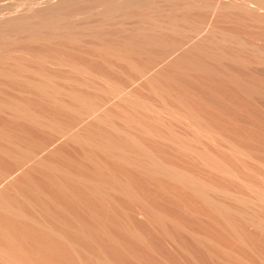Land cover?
<instances>
[{
    "label": "rangeland",
    "instance_id": "1",
    "mask_svg": "<svg viewBox=\"0 0 264 264\" xmlns=\"http://www.w3.org/2000/svg\"><path fill=\"white\" fill-rule=\"evenodd\" d=\"M116 1L0 0V205L5 203V207L0 206V249L15 259L20 256L27 264H242L237 257L240 254L255 264H264L259 257L264 254L263 231L237 218L236 227L248 240L244 245L231 227L192 192L173 181L148 177L135 166L107 155L95 145L86 144V139L142 142L141 145L152 149L158 158L193 175L197 173L195 176L208 184L251 196L242 180L222 174L220 170L217 172L212 166L209 168V164L199 158V152L217 153L213 144L201 139L203 141L193 143L192 148L182 145L181 148L176 142L178 147L170 139L171 132L189 133L190 130L177 121H159V124L152 113L137 108L132 101L112 97L111 86L125 87L143 101L160 103L159 91L171 103H178V97L184 103L193 104L223 135L237 140L238 145L264 160V9H252V4L249 9L242 8L239 0L235 4L236 0H136L143 3L140 10L133 7L129 9L132 12L128 10L131 14L117 13V18H112L117 20L115 22L103 20L102 14ZM172 27L177 29L174 31ZM200 29L203 31L196 34ZM122 52L128 59L132 54L130 60L120 59L117 54ZM245 59L248 61L244 62ZM141 69L149 72V81L141 76ZM95 106L103 119L96 115L99 111ZM91 111L96 113L90 116ZM65 128L82 136L85 143L73 142L55 131ZM223 156L235 162L229 154ZM111 173H117L123 180L129 179L139 194L134 198L109 187L102 190L104 193L97 190L95 183H108ZM218 196L215 197L236 204L229 196ZM154 209L170 218L164 220ZM131 229H140L142 239L134 236ZM198 235L201 236L198 238ZM0 263L6 264V259L0 258Z\"/></svg>",
    "mask_w": 264,
    "mask_h": 264
},
{
    "label": "bare ground",
    "instance_id": "2",
    "mask_svg": "<svg viewBox=\"0 0 264 264\" xmlns=\"http://www.w3.org/2000/svg\"><path fill=\"white\" fill-rule=\"evenodd\" d=\"M110 1V0H109ZM116 1V0H115ZM137 1H139V0H137ZM154 1V0H153ZM156 1V0H155ZM158 1V0H157ZM225 1V0H224ZM237 1L238 0H236V2H234V4L235 3H237ZM240 2H239V5L240 6H242V8L243 7H248V9L251 7V4H252V9H264V0H239ZM146 2V1H145ZM202 2V1H201ZM215 2V1H214ZM230 2V1H229ZM110 3V2H109ZM153 3V2H152ZM152 3H149V4H152ZM156 3V2H155ZM180 3V2H179ZM227 3V2H226ZM231 3H233V2H231ZM67 4V3H66ZM83 4V3H82ZM100 4V3H99ZM210 4V3H209ZM253 4H254V6H253ZM109 5V4H108ZM142 5H143V3H142ZM141 4H140V2H136V0H135V2L134 1H132V0H122V1H116V3L114 2V4H112V7H108V8H110V9H108V10H104L105 12L102 14L101 12V14H102V17H103V20H110V19H112V18H114V17H116L115 16V14L117 15V13H121V14H127V13H129L128 12V10L130 9V8H137V9H139L140 10V8H142V7H140V6H142ZM144 5H146V4H144ZM153 5V4H152ZM154 6V5H153ZM180 6V5H179ZM219 6H220V3H219ZM223 6V5H222ZM140 7V8H139ZM152 7V6H151ZM156 7H157V5H156ZM212 7V6H211ZM232 7V6H231ZM64 8V7H63ZM215 9L216 8H218V6L216 5L215 7H214ZM238 8H239V6H238ZM69 9V8H68ZM184 9H185V7H184ZM246 8H244V10H245ZM134 10V9H133ZM142 10H144V7H143V9ZM164 10V9H163ZM169 10V9H168ZM226 10V9H225ZM243 10V9H242ZM247 10V9H246ZM54 11V10H53ZM65 11V10H64ZM97 11V10H96ZM102 11V10H101ZM130 11V10H129ZM151 11V10H150ZM161 11V10H160ZM210 11V10H209ZM252 11V10H251ZM256 11V10H255ZM130 12H132V11H130ZM148 12H149V9H148ZM201 12V11H200ZM247 12V11H246ZM5 13V12H4ZM118 14V15H119ZM129 14H131V13H129ZM252 14V13H251ZM7 15V14H6ZM134 15V14H133ZM155 15V14H154ZM163 15H164V13H163ZM127 16V15H126ZM150 16V15H149ZM187 16V15H186ZM29 17H31V16H29ZM92 17V16H91ZM101 17V16H100ZM122 17V16H121ZM139 17V16H138ZM151 17V16H150ZM74 18V17H73ZM117 18V17H116ZM122 18H124V17H122ZM143 18H145V16L143 17ZM142 18V19H143ZM177 18V17H176ZM237 18V17H236ZM40 19V18H39ZM46 19V18H45ZM58 19V18H57ZM181 19V18H180ZM221 19V18H220ZM262 19H264V18H262ZM34 20V19H33ZM71 20H73V19H71ZM113 21H114V19H112ZM119 20V19H118ZM121 20V19H120ZM136 20V19H135ZM135 20H133V21H135ZM238 20V19H237ZM29 21H30V19H29ZM38 21V20H37ZM51 21V20H50ZM59 21V20H58ZM66 21V20H65ZM90 21V20H89ZM94 21V20H93ZM115 21H117V20H115ZM114 21V22H115ZM125 21V20H124ZM178 21V20H177ZM183 21V20H182ZM181 21V22H182ZM9 22H11V21H9ZM83 22V21H82ZM106 22V21H105ZM249 22V21H248ZM41 23V22H40ZM48 23V22H47ZM50 23V22H49ZM79 23H81V22H79ZM97 23V22H96ZM141 23V22H140ZM164 23V22H163ZM171 23V22H170ZM172 23H173V21H172ZM174 23H176V21L174 22ZM11 24V23H10ZM30 24V23H29ZM34 24V23H33ZM76 24V23H75ZM103 24V23H102ZM107 24V23H106ZM144 24H145V22H144ZM162 24V23H161ZM168 24V23H167ZM13 25V24H12ZM25 25V24H24ZM40 25V24H39ZM58 25V24H57ZM89 25V24H88ZM91 25V24H90ZM95 25V24H94ZM122 25V24H121ZM130 25H132V24H130ZM137 25V24H136ZM158 25H159V23H158ZM164 25H166V24H164ZM179 25V24H178ZM192 25V24H191ZM221 25V24H220ZM33 26V25H32ZM103 26V25H102ZM107 26V25H106ZM135 26V25H134ZM140 26V25H139ZM147 26V25H146ZM151 26V25H150ZM150 26H148V27H150ZM157 26V25H156ZM162 25H160V27H161ZM169 26V25H168ZM193 26V25H192ZM210 26V25H209ZM69 27V26H68ZM80 27V26H79ZM87 27V26H86ZM92 27V26H91ZM131 27V26H130ZM141 27V26H140ZM163 27V26H162ZM161 27V28H162ZM194 27V26H193ZM202 27V26H201ZM215 27V26H214ZM38 28V27H37ZM49 28V27H48ZM59 28V27H58ZM63 28H64V26H63ZM83 28V27H82ZM106 28V27H105ZM115 28V27H114ZM120 28V27H119ZM157 28V27H156ZM166 28V27H165ZM179 28V27H178ZM189 28V27H188ZM2 29V28H1ZM0 29V30H1ZM66 29V28H65ZM69 29V28H68ZM112 29V28H111ZM117 29V28H116ZM127 29V28H126ZM131 29V28H130ZM137 29V28H136ZM145 29H147V28H145ZM155 29V28H154ZM154 29H152V30H154ZM164 29V28H163ZM172 29H173V27H172ZM175 29H177V28H175ZM175 29H173L174 31H175ZM220 29V28H219ZM29 30V29H28ZM53 30H55V29H53ZM73 30V29H72ZM97 30H98V28H97ZM101 30V29H100ZM128 30V29H127ZM133 30V29H132ZM159 30V29H158ZM169 30H170V28H169ZM186 30V29H185ZM193 29H191V31H192ZM94 31V30H93ZM116 31V30H115ZM139 31H141V30H139ZM145 31H147V30H145ZM156 31V30H155ZM172 31V30H171ZM178 31V30H177ZM203 31V29H200V31H196V34H198L199 35V33H201ZM206 31V30H205ZM208 31V30H207ZM241 31V30H240ZM43 32V31H42ZM70 32H71V30H70ZM78 32V31H77ZM95 32V31H94ZM98 32V31H97ZM101 32V31H100ZM112 32V31H111ZM138 32V31H137ZM144 31H142V33H143ZM157 32V31H156ZM165 32V31H164ZM190 32V31H189ZM193 32V31H192ZM195 32V31H194ZM193 32V33H194ZM93 33V32H92ZM103 33H105L104 31H103ZM122 33V32H121ZM149 33H150V30H149ZM151 33H152V31H151ZM150 33V34H151ZM174 33V32H173ZM180 33V32H179ZM178 33V34H179ZM96 34V33H95ZM161 34V33H160ZM159 34V35H160ZM164 34V33H163ZM177 34V33H176ZM181 34V33H180ZM184 35H185V33H183ZM189 34V33H188ZM192 34V33H191ZM9 35V34H8ZM27 35V34H26ZM36 35V34H35ZM99 35V34H98ZM107 35V34H106ZM110 35V34H109ZM140 35V34H139ZM138 35V36H139ZM146 35V34H145ZM144 35V36H145ZM202 35V34H201ZM226 35V34H225ZM4 36V35H3ZM73 36V35H72ZM75 36V35H74ZM73 36V37H74ZM80 36V35H79ZM83 36V35H82ZM117 36V35H116ZM123 36H124V34H123ZM123 36H122V38H123ZM136 36V35H135ZM148 36V35H147ZM150 36V35H149ZM157 36V35H156ZM176 36H178V35H176ZM183 36V35H182ZM191 36V35H190ZM229 36V35H228ZM228 36H227V38H228ZM9 37V36H8ZM15 37V36H14ZM56 37V36H55ZM69 37V36H68ZM73 37H72V39H73ZM78 36H76V38H77ZM93 37H94V34H93ZM97 37H99V36H97ZM118 37V36H117ZM160 37V36H159ZM179 37V36H178ZM75 38V39H76ZM82 38V37H81ZM147 38V37H146ZM150 38V37H149ZM160 38H162V37H160ZM173 38V37H172ZM171 38V39H172ZM182 38V37H181ZM184 38V37H183ZM187 38V37H186ZM192 38H193V36H192ZM258 38V37H257ZM128 39V38H127ZM126 39V40H127ZM153 39H154V37H153ZM155 39H156V37H155ZM154 39V40H155ZM170 39V40H171ZM179 39V38H178ZM7 40V39H6ZM15 40V39H14ZM78 40V39H77ZM115 40V39H114ZM122 40V39H121ZM130 40V39H129ZM144 40H145V38H144ZM148 40V39H147ZM162 40V39H161ZM188 40V39H187ZM190 40H192V39H190ZM189 40V41H190ZM197 40V39H196ZM219 40V39H218ZM12 41V40H11ZM22 41V40H21ZM72 41V40H71ZM82 41V40H81ZM99 41V40H98ZM104 41V40H103ZM109 41V40H108ZM137 41V40H136ZM150 41H151V39H150ZM166 41V40H165ZM175 41V40H174ZM234 41V40H233ZM232 41V42H233ZM31 42V41H30ZM35 42V41H34ZM80 42V41H79ZM149 42V41H148ZM154 42V41H153ZM204 42V41H203ZM230 42H231V40H230ZM241 42V41H240ZM6 43V42H5ZM29 43V42H28ZM117 43V42H116ZM125 43V42H124ZM132 43V42H131ZM137 43V42H136ZM177 43V42H176ZM179 43V42H178ZM186 43V42H185ZM189 43V42H188ZM212 43H214V42H212ZM224 43V42H223ZM259 43V42H258ZM156 44V43H155ZM158 44V43H157ZM173 44V43H172ZM184 44V43H183ZM191 44V43H190ZM216 44V43H215ZM97 45V44H96ZM133 45V44H132ZM187 45V44H186ZM194 45H196V44H194ZM243 45V44H242ZM247 45V44H246ZM104 46V45H103ZM145 46V45H144ZM156 46H158V45H156ZM183 46V45H182ZM182 46H181V48H182ZM185 46V45H184ZM92 47V46H91ZM99 47V46H98ZM111 47V46H110ZM126 47V46H125ZM134 47V46H133ZM148 47H149V45H148ZM162 47H164V45L162 46ZM175 46H173V48H174ZM178 47V46H177ZM180 47V46H179ZM198 47V46H197ZM241 47V46H240ZM244 47V46H243ZM4 48V47H3ZM104 48V47H103ZM114 48H115V46H114ZM191 48V47H190ZM199 48V47H198ZM203 48V47H202ZM102 49V48H101ZM111 49V48H110ZM118 49V48H117ZM117 49H114L115 51L114 52H116L117 53ZM121 49V48H120ZM119 49V50H120ZM125 49V48H124ZM128 49H130V48H128ZM165 49V48H164ZM168 49V48H167ZM171 49V48H170ZM185 49H186V47H185ZM196 49V48H195ZM257 49V48H256ZM100 50V49H99ZM104 50H105V48H104ZM155 50V49H154ZM174 50V49H173ZM101 51V50H100ZM106 51V50H105ZM121 51V50H120ZM123 51V50H122ZM169 51V50H168ZM181 51V50H180ZM102 52H104V51H102ZM109 52H111V51H109ZM108 52V53H109ZM134 52V51H133ZM155 52V51H154ZM167 52V51H166ZM184 52V51H183ZM259 52V51H258ZM101 53V52H100ZM124 52H122V53H118L117 55H118V57L120 58V59H123V60H130V58H131V55L132 54H130V58L128 59V55H125V54H123ZM174 53V52H173ZM176 53V52H175ZM254 53H256V52H254ZM263 53V52H262ZM36 54V53H35ZM48 54V53H47ZM50 54V53H49ZM107 54V53H106ZM134 55H135V53H133ZM170 54V53H169ZM3 55V54H2ZM14 55V54H13ZM18 55V54H17ZM109 55V54H108ZM111 55V54H110ZM165 55V54H164ZM225 55V54H224ZM255 55H257V53L255 54ZM254 55V56H255ZM48 56V55H47ZM168 56V55H167ZM203 56V55H202ZM232 56V55H231ZM258 56H259V53H258ZM12 57V56H11ZM27 57V56H26ZM50 57V56H49ZM108 57V56H107ZM221 57V56H220ZM237 57V56H236ZM240 57V56H239ZM259 57H261V56H259ZM10 58V57H9ZM35 58H36V56H35ZM64 58V57H63ZM104 58H106V57H104ZM112 58H113V55H112ZM115 58H117V57H115ZM140 58V57H139ZM148 58H150V57H148ZM156 58V57H155ZM169 58V57H168ZM194 58V57H193ZM201 58V57H200ZM231 58V57H230ZM244 58V57H243ZM257 58V57H256ZM263 58V57H262ZM32 59V58H31ZM42 59V58H41ZM46 59V58H45ZM58 59V58H57ZM182 59V58H181ZM235 59V58H234ZM261 59V58H260ZM36 60V59H35ZM46 60H49V59H46ZM45 60V61H46ZM119 60V59H118ZM122 60V61H123ZM132 60H133V57H132ZM154 60H156V59H154ZM165 60V59H164ZM179 60V59H178ZM239 60V59H238ZM247 59H245L244 60V62L246 61ZM263 61H264V59H262ZM20 61V60H19ZM57 61V60H56ZM55 61V62H56ZM151 61V60H150ZM236 61V60H235ZM234 61V62H235ZM248 61V60H247ZM251 61V60H250ZM18 62V61H17ZM51 62V61H50ZM65 62H67V61H65ZM128 62V61H127ZM135 62V61H134ZM200 62V61H199ZM238 62V61H237ZM252 62V61H251ZM250 62V63H251ZM58 64L60 63L59 61L57 62ZM122 63V62H121ZM129 63H131V62H129ZM133 63V62H132ZM151 63V62H150ZM166 63V62H165ZM165 63H163V65L165 64ZM168 63V62H167ZM224 63V62H223ZM239 63V62H238ZM253 63V62H252ZM43 64V63H42ZM48 64V63H47ZM57 64V65H58ZM68 64H70V61H69V63ZM68 64L66 63V65L65 66H68ZM114 64V63H113ZM123 64V63H122ZM128 64V63H127ZM243 64V63H242ZM60 65H62V63H60ZM73 66H75L74 65V63L72 64ZM72 65H71V67H72ZM137 64H135L134 66H136ZM152 65V64H151ZM159 65V64H158ZM77 66H79V64L77 65ZM82 66V65H81ZM80 66V67H81ZM93 66V65H92ZM129 66H131V65H129ZM207 66V65H206ZM245 66V65H244ZM70 67V66H69ZM79 67V68H80ZM133 67V66H132ZM137 67H138V65H137ZM83 69H84V67H82ZM142 68V67H141ZM160 68V67H159ZM164 68V67H163ZM215 68V67H214ZM75 69H76V66H75ZM82 69V70H83ZM87 69V68H86ZM89 69V68H88ZM87 69V70H88ZM154 69V68H153ZM31 70V69H30ZM136 70H137V68H136ZM192 70V69H191ZM197 70H199V69H197ZM206 70V69H205ZM35 71V70H34ZM72 71V70H71ZM77 71V70H76ZM79 71H81L80 69H78V72ZM84 71H86V70H84ZM155 71V70H154ZM225 71V70H224ZM10 72V71H9ZM73 72V71H72ZM89 72V71H88ZM92 72V71H91ZM139 72V71H138ZM201 72V71H200ZM246 72V71H245ZM2 73V72H1ZM35 73H37V72H35ZM34 73V74H35ZM153 73V72H152ZM159 73V72H158ZM174 73V72H173ZM238 73V72H237ZM40 74V73H39ZM87 74V73H86ZM140 74H141V76L142 77H145V78H149L148 76H149V72H147L146 70H140ZM21 75V74H20ZM91 75V74H90ZM97 75V74H96ZM218 75V74H217ZM11 76V75H10ZM12 76H13V74H12ZM23 76V75H22ZM37 76V75H36ZM250 76V75H249ZM260 76V75H259ZM42 77H44V76H42ZM93 77H94V75H93ZM152 77V76H151ZM98 78H99V76H98ZM105 78V77H104ZM155 78V77H154ZM161 78V77H160ZM101 79V78H100ZM108 79V78H107ZM106 78H105V80H107ZM157 79V78H156ZM169 79V78H168ZM239 79V78H238ZM24 80V79H23ZM48 80V79H47ZM50 80V79H49ZM52 80V79H51ZM89 80V79H88ZM105 80H103V81H105ZM152 80V79H151ZM163 80V79H162ZM177 80V79H176ZM236 80V79H235ZM252 80H254V79H252ZM262 80V79H261ZM34 81H37V80H34ZM72 81V80H71ZM109 81V80H108ZM113 81V80H112ZM148 81H149V79H148ZM164 81V80H163ZM171 81H173V80H171ZM238 81V80H237ZM38 82V81H37ZM73 82V81H72ZM89 82V81H88ZM245 82V81H244ZM253 82V81H252ZM28 83H30V82H28ZM43 83V82H42ZM105 83H106V81H105ZM111 83V82H110ZM114 83V82H113ZM150 83H152V82H150ZM162 83V82H161ZM170 83V82H169ZM260 83V82H259ZM40 84V83H39ZM108 84V83H107ZM115 84V83H114ZM159 84V83H158ZM165 84V83H164ZM245 84H247V83H245ZM253 84V83H252ZM57 85V84H56ZM97 85V84H96ZM255 85V84H254ZM38 86V85H37ZM39 86H43V85H39ZM48 86V85H47ZM50 86V85H49ZM111 86V85H110ZM161 86V85H160ZM238 86V85H237ZM243 86V85H242ZM60 87V86H59ZM245 87H247V86H245ZM254 87V86H253ZM39 88V87H38ZM41 88V87H40ZM42 88H45L44 86L42 87ZM111 88H112V91H111V95H112V97H117L116 99H118V98H120V99H122L121 101H124V100H126V101H132V102H129V103H132L133 105H137V108H138V106L139 107H141L143 110H145V111H147V112H150V113H152L154 116H155V119H156V121L158 120V122L159 121H163V122H167V121H177L178 123H180V124H182V125H184V127L187 129V130H190V132H191V134H189L188 132H184V133H173V132H171V134H170V139L171 140H173L175 143L177 142V143H179L180 144V146L182 145V146H185V147H193V143H198V142H202L201 141V139H205V140H207L208 142H210L211 144H213L216 148H217V153H215V152H212V151H209V150H207L206 152H199L198 153V156H199V158H201L204 162H206V163H208L209 165H208V167L209 166H212L213 168H215L216 170H217V172H219L218 170H220L221 172H222V174L224 173V174H228V175H231L232 176V178H233V176H234V178L235 177H237L238 178V180H242L243 181V184L244 185H246L248 188H249V190H250V192L252 193V195L251 196H248V195H243V194H239V193H236V192H232V191H228V189H227V191L226 190H223V189H221V188H218V187H216L215 185H211V184H208V183H206V182H204L203 180H201V179H199L198 177H196L195 175L197 174H195V175H193L194 173H189V172H187V171H185L184 169H181V168H179V167H176L175 165H172V164H169V163H167V162H165V161H163V159H160V158H158L156 155H154L153 154V151L151 152V150L149 149H147V148H145L144 146H143V144L141 145V143L139 142V143H137V141L136 142H133V144L132 143H118L119 141H117V143H112V142H103V141H101V142H97V141H92V140H88V139H86L85 141H86V144H88V143H90L91 144V146L90 147H92V145H95V147H98V148H100L101 150H103L104 151V153L106 152V154L108 153L110 156H112L113 158H115V159H118V160H121V161H124L125 163L127 162V163H129V164H131L132 166H135L136 168H138V169H140V171L139 172H143V173H145L146 175H148V177H150V176H152V177H157L156 179H158V178H163V179H167V180H170V181H173V182H175L176 184H178V185H180V186H182L183 188H185V189H187L188 191H190V192H192L194 195H196L197 196V198H200V199H202V201L205 203V204H207L210 208H211V210L212 211H214V213H216V215L218 216V217H220L221 219H223L226 223H227V225L229 226V227H231V229L233 230V232H234V234L236 235V237H238V239L241 241V243H243L244 245H247V243H248V240H247V238L246 237H244V235L240 232V230L236 227V224L238 223L237 221H236V219L237 218H241L242 220H244L248 225H251V226H254L255 228H257L258 230L260 229V231H263L264 232V171H262V170H264V160H260V159H258V158H256L255 156H253L252 155V153H251V151L249 150V149H247V148H245V147H242L241 145H238L236 142H237V140H235V141H233V138L230 140V138H228V137H226L225 135H223L220 131H219V129L220 128H216L213 124H211L210 122H208L206 119H205V117H203L202 115H201V113L198 111V110H196L195 109V107H193L194 105L192 104H187V103H184V101L182 102V101H180L179 100V98L177 97V101H178V103L176 104H174V103H171V102H169L167 99L168 98H166L165 96H163L164 94H161L158 90V93L160 94H157V95H159L160 96V98H161V102L160 101H158V102H160V103H154V102H152L151 100V102H149L148 100H145L144 99V101L143 100H140V98H138V96L136 97V96H133L130 92H129V90H127V88H123V87H112L111 86ZM154 88V87H153ZM248 88V87H247ZM250 88H252V85L250 86ZM184 89V88H183ZM255 89V88H254ZM41 90H43V89H41ZM47 90V89H46ZM62 90V89H61ZM105 90V89H104ZM165 92H166V90L165 89H163ZM170 89H168V92H170L169 91ZM257 90V89H256ZM60 91V90H59ZM131 91V90H130ZM154 91V90H153ZM161 91V90H160ZM244 91V90H243ZM255 91V90H254ZM45 92H47V91H45ZM55 92V91H54ZM72 92V91H71ZM168 92H166V93H168ZM175 92V91H174ZM173 92V93H174ZM256 92V91H255ZM260 92V91H259ZM67 93V92H66ZM155 93H156V90H155ZM178 93V92H177ZM252 93V92H251ZM44 94V93H43ZM107 94V93H106ZM109 94H110V91H109ZM171 94V93H170ZM260 94V93H259ZM262 94V93H261ZM48 95V94H47ZM53 95V94H52ZM251 95V94H250ZM45 96V95H44ZM75 96H76V94H75ZM90 96V95H89ZM172 96V95H171ZM42 97V96H41ZM73 97V96H72ZM77 97V96H76ZM75 97V98H76ZM170 97V96H169ZM174 97V96H173ZM53 98V97H52ZM57 98V97H56ZM71 98V97H70ZM87 98V97H86ZM143 98V97H142ZM83 99V98H82ZM95 99V98H94ZM172 99H174V98H172ZM183 99V98H182ZM59 100V99H58ZM78 100H80V96H79V98H78ZM57 101V100H56ZM82 101H84L85 102V100H82ZM87 101V100H86ZM171 101V100H170ZM4 103H5V101H3ZM15 102V101H14ZM64 102V101H63ZM88 102H89V100H88ZM93 102V101H92ZM62 103V102H61ZM79 103H82L81 101H79ZM90 103V102H89ZM6 104V103H5ZM14 104V103H13ZM17 104V103H16ZM58 104V103H57ZM66 104V103H65ZM132 104H131V106H132ZM3 105V104H2ZM61 105V104H60ZM63 105V104H62ZM97 105H99V104H97ZM127 105H128V103H127ZM211 105V104H210ZM11 106H12V104H11ZM18 106V105H17ZM87 106V105H86ZM92 106V105H91ZM94 106V105H93ZM122 106V105H121ZM196 106V105H195ZM216 106V105H215ZM10 107V106H9ZM67 107V106H66ZM72 107V106H71ZM85 107V106H84ZM90 107V106H89ZM100 107V106H99ZM0 108H1V106H0ZM14 108V107H13ZM17 108V107H16ZM15 108V109H16ZM73 108V107H72ZM92 108V107H91ZM101 108V107H100ZM135 108V107H134ZM197 108H198V106H197ZM18 109L20 110V107H18ZM31 109V108H30ZM74 109V108H73ZM95 109H96V106H95ZM94 109V110H95ZM136 109V108H135ZM140 109V108H139ZM264 109V108H263ZM6 110V109H5ZM13 110V109H12ZM11 110V111H12ZM22 110V109H21ZM93 110V109H92ZM97 111H99L98 109H96ZM95 110V111H96ZM103 110V109H102ZM134 110V109H133ZM138 110V109H137ZM136 110V111H137ZM71 111V110H70ZM86 111V110H85ZM89 111V110H88ZM95 111H91L89 114H90V116L91 115H93L94 113H96ZM201 111H203V110H201ZM16 112V111H15ZM22 112H24V111H22ZM25 112H26V110H25ZM24 112V113H25ZM28 112H29V110H28ZM27 112V113H28ZM77 112V111H76ZM79 112H81V111H79ZM103 112V111H102ZM139 112V111H138ZM204 112V111H203ZM11 113V112H10ZM19 114L21 113V112H18ZM23 113V114H24ZM84 113V112H83ZM100 113V111L98 112V113H96V115H98ZM111 113V112H110ZM136 113V112H135ZM142 112H140V113H138V114H141ZM145 113V112H144ZM206 113V112H205ZM39 115H40V112L38 113ZM101 114V113H100ZM12 115V114H11ZM32 115V114H31ZM34 115V114H33ZM36 115V114H35ZM84 115H85V113H84ZM88 114H86V117H89V116H87ZM102 115V114H101ZM101 115H100V117H101ZM137 115V114H136ZM149 115V114H148ZM27 116V115H26ZM37 116V115H36ZM81 116H82V114H81ZM121 116V115H120ZM120 116H118V117H120ZM125 116V115H124ZM129 116V115H128ZM141 116V115H140ZM27 117H29V116H27ZM34 117L35 116H33V118L32 119H34ZM38 117V116H37ZM36 117V118H37ZM96 117V116H95ZM100 117H99V115H98V118L100 119ZM103 117V116H102ZM101 117V118H102ZM110 117V116H109ZM135 117V116H134ZM142 117H143V115H142ZM146 117V116H145ZM21 118H23V116L22 117H20V119ZM24 118L26 119V117L24 116ZM31 118V117H30ZM90 118H92V117H90ZM98 118H96V119H98ZM104 118V117H103ZM102 118V119H103ZM124 118V117H123ZM152 118V117H151ZM231 118V117H230ZM45 119V118H44ZM84 119H86V118H84ZM130 119V118H129ZM146 119H148L147 117H146ZM222 119V118H221ZM18 120V119H17ZM35 120V119H34ZM39 120V119H38ZM38 120H36V121H38ZM41 120V119H40ZM135 120V119H134ZM150 120V119H149ZM22 121H25V120H22ZM29 121H30V119H29ZM32 121V120H31ZM30 121V122H31ZM35 121V122H36ZM42 121V120H41ZM125 121H127V120H125ZM136 121V120H135ZM134 121V122H135ZM153 121V120H152ZM155 121V122H156ZM33 123H34V121H32ZM48 122V121H47ZM85 122V121H84ZM137 122V121H136ZM139 122H141V124H143L142 123V121H140V119H139ZM145 122V121H144ZM162 122V123H163ZM214 122V121H213ZM24 123V122H23ZM37 123V122H36ZM113 123V122H112ZM116 123V122H115ZM215 123V122H214ZM39 125L41 124V123H38ZM46 124H48V123H46ZM128 124V123H127ZM130 124V123H129ZM152 124V123H151ZM155 124V123H154ZM159 124H161V122H159ZM171 124H173V123H171ZM63 125V124H62ZM92 125V124H91ZM118 125V124H117ZM164 125V124H163ZM162 125V126H163ZM166 125H168L167 123H166ZM174 125V124H173ZM236 125V124H235ZM238 125V124H237ZM40 126H42V125H40ZM43 126H45V125H43ZM169 126V125H168ZM175 126V125H174ZM173 126V127H174ZM222 126V125H221ZM46 127V126H45ZM52 127V126H51ZM178 127V126H177ZM176 127V128H177ZM220 127V126H219ZM223 127V126H222ZM56 128V127H55ZM54 128V129H55ZM61 128V127H60ZM74 128V127H73ZM165 128V127H164ZM169 128V127H168ZM87 129V128H86ZM144 129V128H143ZM148 129H149V127H148ZM147 129V130H148ZM173 129V128H172ZM181 129V128H180ZM82 130V129H81ZM102 130V129H101ZM129 130V129H128ZM152 129H149V131H151ZM155 130V129H154ZM225 130V129H224ZM55 131H57V133H59L61 136H65V137H69V139L71 138L72 140H74L73 142H75V141H77L78 143H79V140H81V137H80V135L79 134H76L74 131H70L69 129L67 130L66 128L65 129H57V130H55ZM89 131V130H88ZM94 131V130H93ZM115 131V130H114ZM117 131V130H116ZM168 131H169V129H168ZM173 131H175V130H173ZM152 132V131H151ZM157 132V131H156ZM180 132V131H179ZM126 133V132H125ZM161 133V132H160ZM160 133H158V134H160ZM231 133V132H230ZM129 134V133H128ZM229 134V133H228ZM98 135V134H97ZM126 135V134H125ZM162 135V134H161ZM168 135H169V133H168ZM231 135V134H230ZM101 136V135H100ZM4 137V136H3ZM87 137V136H86ZM123 137V136H122ZM133 137V136H132ZM164 137V136H163ZM169 137V136H168ZM230 137H232V136H230ZM162 138V137H161ZM166 138V137H165ZM68 139V138H67ZM83 139V138H82ZM127 139V138H126ZM136 139V138H135ZM146 139V138H145ZM11 140V139H10ZM114 140V139H113ZM128 140H129V138H128ZM131 140H134V139H131ZM140 140V139H139ZM169 140V139H168ZM82 141V140H81ZM81 141H80V143H81ZM110 141V140H109ZM126 141V140H125ZM166 141H167V139H166ZM172 141V142H173ZM253 141V140H252ZM76 142V143H77ZM83 143L82 144H84L85 142L84 141H82ZM129 142V141H128ZM205 142V141H204ZM14 143V142H13ZM75 143V144H76ZM171 143V142H170ZM177 143H176V145H177ZM241 143V142H240ZM257 143H259V142H257ZM19 144V143H18ZM174 144V143H173ZM203 144V143H202ZM206 144V143H205ZM243 144V143H242ZM255 144V143H254ZM33 145V144H32ZM197 145H199V144H197ZM261 145H263V144H261ZM17 146V145H16ZM16 146H14V147H16ZM81 146V145H80ZM89 146V145H88ZM178 146V145H177ZM182 146H181V148H182ZM205 146H207L208 147V145L206 144ZM13 147V148H14ZM18 147V146H17ZM179 147V146H178ZM184 147V148H185ZM196 147V146H195ZM249 147V146H248ZM259 148V147H258ZM45 149H47V148H45ZM91 149V148H90ZM96 149V148H95ZM200 149H201V147H200ZM253 149V148H252ZM199 150V149H198ZM210 150H212V149H210ZM255 150V149H254ZM35 151V150H34ZM191 151H193V150H191ZM195 151H196V149L194 150V153H195ZM200 151V150H199ZM257 151V150H256ZM255 151V152H256ZM260 150H258V152H259ZM93 152V151H92ZM164 152V151H163ZM31 153V152H30ZM95 153V152H94ZM226 153V155H227V157H228V154L232 157V158H234L235 159V162L233 161V160H231V158H226V157H224L223 156V154H225ZM264 153V152H263ZM107 154V155H108ZM195 154H197V152L195 153ZM253 154H254V152H253ZM258 155V153H255V155ZM38 155V154H37ZM13 157V156H12ZM257 157H259V156H257ZM263 157V156H262ZM20 158V157H19ZM25 158V157H24ZM101 159V158H100ZM99 159V160H100ZM40 160V159H39ZM42 160V159H41ZM114 160V159H113ZM29 161H30V159H29ZM31 161H32V159H31ZM35 161V160H34ZM38 161V160H37ZM43 162V161H42ZM50 162V161H49ZM26 163V162H25ZM30 163V162H29ZM32 163V162H31ZM36 163V162H35ZM40 163V162H39ZM200 163V162H199ZM55 164V163H54ZM96 164H98V162H96ZM107 164H109V163H107ZM106 164V165H107ZM48 165V164H47ZM92 165V164H91ZM94 165V164H93ZM48 166H50V165H48ZM102 166V165H101ZM101 166H99V167H101ZM207 166V165H206ZM263 167V169L261 170V167ZM44 167V166H43ZM105 167V166H104ZM103 168V167H102ZM108 168V167H107ZM123 168V167H122ZM209 168H211V167H209ZM39 169V168H38ZM96 169H98V168H96ZM126 169V168H125ZM44 170V169H43ZM62 170V169H61ZM100 170H101V168H100ZM99 170V171H100ZM104 170V169H103ZM58 171V170H57ZM64 171V170H63ZM104 173H105V171H103ZM40 173V172H39ZM54 173V172H53ZM65 173H66V171H65ZM68 173V172H67ZM63 174V173H62ZM99 174V173H98ZM115 174V173H114ZM113 173H111V175L109 176L110 178H111V180L108 182V183H106V182H103V183H98L97 181H95V182H97V183H95V186L94 187H96L97 188V190L99 189L100 191H102L104 188H107V187H109V188H113L114 189V192H115V189H117V191L118 190H120V191H123V192H121V194L123 193V194H128L127 196H129L130 195V197H134L135 198V195H137V194H139L138 193V191H135L134 190V188H133V184L131 185L130 184V180L129 179H127V180H123V179H121V177H119V175H117V173H116V175L118 176H116V175H114ZM10 175V174H9ZM57 175V174H56ZM67 175V174H66ZM75 175V174H74ZM74 175H73V177H74ZM94 175H96V174H94ZM101 175H102V173H101ZM107 175H109V174H107ZM132 175V174H131ZM68 176H70V175H68ZM78 176V175H77ZM105 176V175H104ZM138 176V175H137ZM230 176V177H231ZM10 177V176H9ZM85 177V176H84ZM79 178V177H78ZM99 178H100V176H99ZM237 178H235V179H237ZM53 179V178H52ZM65 179V178H64ZM74 178H72V180H73ZM81 179V178H80ZM86 179V178H85ZM106 179V178H105ZM146 179V178H145ZM154 179V178H153ZM57 180V179H56ZM81 180H83V178L81 179ZM95 180V179H94ZM155 180V179H154ZM76 181V180H75ZM87 181H88V179H87ZM170 181L168 182V183H170ZM218 181V180H217ZM83 182V181H82ZM89 182V181H88ZM92 182V181H91ZM90 182V184H92ZM160 182H161V180H160ZM163 182V181H162ZM166 182V181H165ZM209 182V181H208ZM76 183V182H75ZM81 183V182H80ZM71 184V183H70ZM89 184V183H88ZM213 184V183H212ZM54 185V184H53ZM72 185V184H71ZM93 185V184H92ZM263 185V186H262ZM24 186V185H23ZM172 186V185H171ZM70 187V186H69ZM156 187V186H155ZM9 188V187H8ZM225 188V187H224ZM25 189H26V187H25ZM66 189V188H65ZM94 189V188H93ZM172 189V188H171ZM184 189V190H185ZM14 190V189H13ZM73 190V189H72ZM106 190V189H105ZM110 190V189H109ZM169 190V189H168ZM6 191V190H5ZM120 191H118L119 193H120ZM187 191V192H188ZM235 191V190H234ZM13 192V191H12ZM103 192V191H102ZM109 192V191H108ZM137 192V193H136ZM239 192V191H238ZM0 193H1V190H0ZM3 193V192H2ZM65 193V192H64ZM70 193H71V191H70ZM99 193V192H98ZM104 193V192H103ZM111 193V192H110ZM241 193V192H240ZM4 194V193H3ZM77 194V193H76ZM86 194V193H85ZM107 194V193H106ZM87 195V194H86ZM186 195V194H185ZM218 195H223V197L224 196H229L228 198L231 200H233V201H235V203L237 204H235V205H231V204H229V203H226V202H228V201H222V199H219V198H217V197H215V196H218ZM1 196V195H0ZM6 197V196H5ZM79 197V196H78ZM104 197V196H103ZM137 197H139V196H137ZM155 197V196H154ZM219 197V196H218ZM222 197V198H223ZM2 198V197H1ZM77 198V197H76ZM75 198V199H76ZM66 199V198H65ZM97 199V198H96ZM131 199H133V198H131ZM72 200V199H71ZM80 200V199H79ZM78 200V201H79ZM138 200V199H137ZM8 201V200H7ZM0 202H1V200H0ZM3 202V201H2ZM12 202V201H11ZM149 202V201H148ZM186 202V201H185ZM4 203V202H3ZM1 204L0 206H4V204ZM73 203V202H72ZM9 204H11V203H9ZM78 204V203H77ZM233 204V203H232ZM76 205V204H75ZM91 205V204H90ZM206 205V206H207ZM240 205V206H239ZM2 206V207H3ZM13 206V205H12ZM242 206V207H241ZM5 207V206H4ZM7 207V206H6ZM188 207V206H187ZM8 208V207H7ZM5 209V208H4ZM11 209V208H10ZM14 209V208H13ZM89 209V208H88ZM149 209V208H148ZM68 210V209H67ZM92 210V209H91ZM143 210V209H142ZM154 210H156V209H154ZM5 211V210H4ZM13 211V210H12ZM52 211V210H51ZM65 211V210H64ZM90 211V210H89ZM156 212H157V214H158V216H160L161 218H163L164 220H166V219H169L170 217H168V214H165V213H163L162 211H157L156 210ZM17 213V212H16ZM148 213V212H147ZM23 214V213H22ZM21 214V215H22ZM144 215V214H143ZM149 215V214H148ZM155 215V214H154ZM94 216V215H93ZM205 216V215H204ZM24 217V216H23ZM55 217V216H54ZM24 218H26V217H24ZM94 218V217H93ZM172 218V217H171ZM28 219V218H27ZM35 219V218H34ZM34 219H33V221H34ZM103 219V218H102ZM159 219V218H158ZM174 219V218H173ZM38 220V219H37ZM65 220V219H64ZM163 220V221H164ZM212 220V219H211ZM81 221V220H80ZM95 221H96V219H95ZM157 221V220H156ZM173 221V220H172ZM176 220L174 219V221L173 222H175ZM38 222V221H37ZM77 222H78V220H77ZM177 222H179V221H177ZM176 222V224H180V223H177ZM237 222V223H236ZM81 223V222H80ZM153 223V222H152ZM241 224H243V223H241ZM39 225V224H38ZM69 225V224H68ZM175 225V224H174ZM168 226V225H167ZM176 226H178V225H176ZM239 226H240V224H239ZM82 227V226H81ZM91 227V226H90ZM103 227V226H102ZM166 227V226H165ZM186 227V226H185ZM184 227V228H185ZM51 228V227H50ZM132 228V227H131ZM187 228V227H186ZM105 229V228H104ZM137 229V228H136ZM136 229H131V232L133 231V233L135 234L134 236H137V237H140V239H142L141 237V235H142V233L140 234L139 232H141V231H138V230H140V229H138V230H136ZM180 229V228H179ZM227 229V228H226ZM243 229V228H242ZM241 229V230H242ZM73 230V229H72ZM79 230V229H78ZM128 230V229H127ZM244 230V229H243ZM52 231V230H51ZM57 231V230H56ZM86 231V230H85ZM84 231V232H85ZM94 231V230H93ZM98 232V231H97ZM189 232V231H188ZM113 233V232H112ZM133 233H132V235H133ZM195 233H197V232H195ZM244 233H246V232H244ZM82 234V233H81ZM200 234V233H199ZM61 235V234H60ZM168 235V234H167ZM196 235V234H195ZM194 235V236H195ZM227 235V234H226ZM230 235H231V233H230ZM108 236V235H107ZM172 236V235H171ZM199 236H201V235H198V238H199ZM147 237V236H146ZM197 238V239H198ZM202 238H204L205 239V237H203L202 236ZM235 238V237H234ZM137 239H139V238H137ZM144 239V238H143ZM146 239V238H145ZM208 239V238H207ZM236 239V238H235ZM209 240V239H208ZM232 240V239H231ZM112 241V240H111ZM144 241H147V239L146 240H144ZM194 241V240H193ZM211 241H213V240H211ZM238 241V240H237ZM261 241V240H260ZM210 242V241H209ZM142 243H143V240H142ZM145 243V242H144ZM237 243V242H236ZM258 243V242H257ZM215 244V243H214ZM238 244V243H237ZM119 245V244H118ZM222 245V244H221ZM220 245V246H221ZM223 246V245H222ZM227 246V245H226ZM0 247H2V246H0ZM239 247V246H238ZM240 248V247H239ZM223 249H224V246H223ZM226 250L228 249V248H225ZM215 250V249H214ZM229 251H232V249L230 250V249H228ZM225 251V250H224ZM256 251V250H255ZM5 251H3V250H1L0 249V258H5L6 259V264H27L26 262L24 263V261L22 262L21 261V259H20V256H19V260L16 258H14V257H11L10 256V254L8 255V254H6V253H4ZM21 252V251H20ZM228 252V251H227ZM236 251H234V253H235ZM8 253V252H7ZM12 254V253H11ZM221 254V253H220ZM226 254V253H225ZM232 254V253H231ZM236 254V253H235ZM17 255V254H16ZM213 255V254H212ZM238 255H239V253H238ZM237 256V255H236ZM247 256V255H246ZM24 257V256H23ZM233 256L231 255V258H232ZM238 257V259H239V261L240 262H242V264H255L254 262H252L251 260H249V258H246V257H241V254H240V256H237ZM260 257V259H261V261H262V263H264V254H262L261 253V255L259 256ZM25 259V258H24ZM230 259V258H229ZM234 259V258H233ZM3 260V259H2ZM224 260V259H223ZM112 261V260H111ZM228 261V260H227ZM238 261V260H237ZM229 262V261H228ZM5 263V262H4ZM233 263V262H232ZM1 264V263H0ZM30 264V263H29Z\"/></svg>",
    "mask_w": 264,
    "mask_h": 264
}]
</instances>
